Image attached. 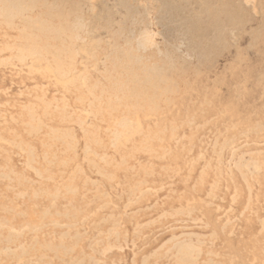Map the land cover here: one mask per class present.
Instances as JSON below:
<instances>
[{
  "label": "rangeland",
  "instance_id": "374dc122",
  "mask_svg": "<svg viewBox=\"0 0 264 264\" xmlns=\"http://www.w3.org/2000/svg\"><path fill=\"white\" fill-rule=\"evenodd\" d=\"M20 262L264 264V0H0Z\"/></svg>",
  "mask_w": 264,
  "mask_h": 264
},
{
  "label": "bare ground",
  "instance_id": "6f19581e",
  "mask_svg": "<svg viewBox=\"0 0 264 264\" xmlns=\"http://www.w3.org/2000/svg\"><path fill=\"white\" fill-rule=\"evenodd\" d=\"M244 2L247 3L246 1H244ZM250 2H251V1H250ZM248 4H249V1H248ZM141 5H142V4H141ZM246 5H247V4H246ZM246 5H245V6H246ZM252 5H253V4H252ZM12 7L16 8V7L14 6V4H12ZM14 14H15L14 11H11V12L8 13V16L13 17ZM149 20H150V19H149ZM58 31H59V30H58ZM142 33H143V32H142ZM142 36H143V35H142ZM146 36H147V37H146ZM148 36H149V35H145V37H144L142 40L139 39V40H141V41H139V40L137 39V40L139 41V45H140V46L138 45V43H137V45L139 46L138 48H140V50H141V48H142V49H144V51H145V49L148 48V46L150 45V42L153 43V41H150V38H149L150 36H149V37H148ZM154 36H155V35H154ZM137 40H136V41H137ZM138 41H137V42H138ZM34 47H35V46H34ZM148 49H149V48H148ZM146 50H147V49H146ZM25 51H26V50H25ZM20 55H21V54H20ZM36 55H37L36 52H33V53L30 54V56H32V57H33V56H36ZM136 96H138V95H136ZM158 96H159V95H158ZM138 98H139V97H137V99H138ZM137 102H138V101H137ZM85 112H86V111H85ZM126 127H127V126H126ZM141 132H142V131H141ZM130 137H131V136H130ZM13 234H14V233H13ZM15 244H16V243H15ZM173 257H174V256H173ZM176 257H177V255H176ZM40 260H41V259H40ZM179 260H180V259H179ZM20 264H21V262H20ZM72 264H73V263H72Z\"/></svg>",
  "mask_w": 264,
  "mask_h": 264
}]
</instances>
